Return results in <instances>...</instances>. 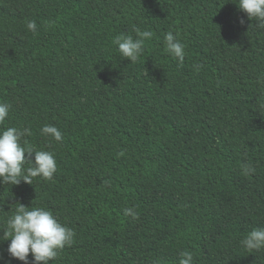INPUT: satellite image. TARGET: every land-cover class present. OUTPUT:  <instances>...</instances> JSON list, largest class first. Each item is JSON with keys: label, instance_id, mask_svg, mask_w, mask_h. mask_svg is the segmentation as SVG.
I'll list each match as a JSON object with an SVG mask.
<instances>
[{"label": "trees", "instance_id": "obj_1", "mask_svg": "<svg viewBox=\"0 0 264 264\" xmlns=\"http://www.w3.org/2000/svg\"><path fill=\"white\" fill-rule=\"evenodd\" d=\"M236 2L0 0V130L30 129L21 145L57 162L51 181L0 184V237L23 204L75 232L48 264H178L185 250L193 264H264L240 244L264 228V29ZM135 28L153 36L131 62L113 41ZM9 243L0 264H24Z\"/></svg>", "mask_w": 264, "mask_h": 264}, {"label": "clouds", "instance_id": "obj_2", "mask_svg": "<svg viewBox=\"0 0 264 264\" xmlns=\"http://www.w3.org/2000/svg\"><path fill=\"white\" fill-rule=\"evenodd\" d=\"M239 10L247 14L248 19L255 20L257 27L264 29V0H237ZM241 19V23H243ZM26 28L36 34L35 20H28ZM136 37L131 35H118L113 43L122 59L127 58L136 62L144 51L146 40H151L153 33L150 30L134 29ZM169 31L164 36L165 51L180 64L185 59V45ZM199 71V68L196 69ZM257 82L264 85V75L258 77ZM264 108V100L260 102ZM10 105L0 102V124L9 117ZM40 134L56 142H62L61 131L54 125L45 124L40 128ZM31 135L28 128L18 129L8 127L0 130V184L18 185L21 181L32 184L33 178L40 177L51 181L57 171L55 156L50 151L36 150L32 146H22L21 138ZM28 154L26 159L25 154ZM34 154V160L31 159ZM30 166L24 167L25 163ZM243 175L254 172L250 164H241ZM125 216L138 218V213L132 207L123 210ZM0 240L10 241L7 253L11 258L29 264V254L32 256L31 264H48L57 258L60 250L71 246L75 232L62 224L53 215L51 210L36 207L29 210L23 204L15 209L14 214L7 220L6 228L2 231ZM240 244L247 251L264 249V228H253L241 240ZM178 264H193V253L181 251Z\"/></svg>", "mask_w": 264, "mask_h": 264}]
</instances>
